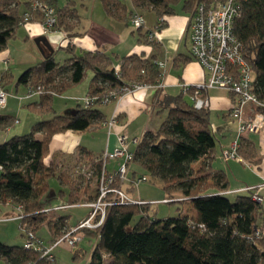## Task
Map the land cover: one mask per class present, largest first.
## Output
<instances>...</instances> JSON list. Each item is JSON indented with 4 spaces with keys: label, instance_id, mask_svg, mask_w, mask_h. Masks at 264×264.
<instances>
[{
    "label": "trees",
    "instance_id": "trees-1",
    "mask_svg": "<svg viewBox=\"0 0 264 264\" xmlns=\"http://www.w3.org/2000/svg\"><path fill=\"white\" fill-rule=\"evenodd\" d=\"M77 1L69 0L58 7L56 0H0V52L15 37L25 13H29L30 22L42 19L41 13L31 8L34 2L52 7L57 20L55 30L71 36L75 28L73 20L80 18ZM180 1L101 0L104 10L119 19L127 16L128 4L166 16L174 13V6ZM213 1L185 0L184 3L190 9L193 3ZM238 2L240 11L232 34L241 43L242 56L251 68L253 91L264 103V0ZM88 72L93 74V87L87 96H100L109 89L127 85L128 80L152 83L160 74L154 65L136 55L123 58L117 68H112L111 61L101 53H83L58 64L50 51H46L41 63L19 76L17 85L33 90L43 87L45 91L38 94L39 103L28 108L39 115L52 116L50 120L35 123L26 135L13 136L0 144V205L12 204L19 208V228L23 236L28 231L34 235L44 224L57 237L68 229V217L47 221L44 212L50 205L49 200H42L48 191V180L56 177L60 184L67 185L62 172L52 163L46 165L45 158L55 134L85 131L100 122L101 114L93 107L101 103L95 101L88 108L79 106L73 116H56L51 97L81 82ZM200 96L205 98L204 92ZM170 105L158 130L141 136L129 167L128 187L133 190V183L143 177L147 182L155 181L161 185L166 195L164 199L172 200L170 203L190 204L191 214H186L181 207L176 217L157 219L150 214V203L114 205L108 208L103 226L86 234L93 239L99 236L92 245L87 264H264L262 204L254 202L248 193L237 195L231 201L224 194L209 192L212 186L206 184V163L197 172L190 168L192 163L207 159L214 150L208 110L194 109L182 96L174 98ZM14 122L15 119L0 116V129ZM38 133L40 138L36 137ZM78 156L79 161L93 159L90 152L82 148ZM100 168V162L94 164L96 174ZM213 185L219 192L227 190L226 184ZM74 188L80 186L74 184ZM177 194L180 197H175ZM79 201L75 193L69 194V205ZM76 257L74 253L73 258ZM0 261L3 264H53L55 258L50 262L23 246L0 243Z\"/></svg>",
    "mask_w": 264,
    "mask_h": 264
},
{
    "label": "crops",
    "instance_id": "crops-1",
    "mask_svg": "<svg viewBox=\"0 0 264 264\" xmlns=\"http://www.w3.org/2000/svg\"><path fill=\"white\" fill-rule=\"evenodd\" d=\"M68 1L63 0V3L59 4L56 0V4L58 7H63ZM184 2L185 0H181L174 6V13L166 16H157L155 11L135 9L128 4L127 16L119 19L104 10L101 0H79L76 9L80 18L73 20L75 28L69 37L61 30H53L44 34L40 21H29L19 25L14 40L17 42H13L12 45L21 50V53H18L11 44H7L6 48L0 52V89L5 90L6 84L13 83L16 91L19 87L22 91L20 90L21 95L19 96L16 93L18 96L16 113L0 116L9 117L12 120L15 119L12 114L19 116L21 113H27L23 111L28 110L43 117L44 121L52 118L51 115H39L28 108L39 103V95H28V88L24 85H17L13 74L9 72L11 64L17 70H27L43 61L45 52H49V50H46L43 45H35L34 42L37 38L46 39L51 48L50 53L58 64H64L72 57L83 53H101L111 61L112 68H117L123 58L136 55L154 65V68L160 73L159 77L163 87L161 89H141L125 95L119 100L95 105L93 108L100 112L101 121L85 131L68 130L55 134L50 141L45 164L52 163L55 168L61 169L63 164L79 158L78 152L81 148L90 152L92 158L99 157L104 152H112L118 147L117 135L120 134L126 136L129 141L128 149L134 152L136 146L130 143L132 139L141 138L145 132L157 131L167 117L169 110L167 106H171V101L174 98L182 96L184 100L192 104L193 87L204 84L208 79L207 70L190 55V25L196 3H193L188 9ZM143 11H146L147 14L143 15L141 13ZM134 12L139 13L144 20L143 27L138 30H135L129 23L130 15ZM159 23L161 25L156 30L153 40L150 41L148 34L155 30ZM67 47L70 48L69 51L65 50ZM157 62H162L164 66L155 65ZM4 73H7L8 76L7 74L3 75ZM92 78L93 74L88 72L78 84L64 89L60 94L53 95L51 105L54 115L63 116L62 113L65 112V115L69 116L77 107H82V99L93 87ZM134 82L136 81L128 80L126 83ZM184 85L189 86V89H183ZM204 96L209 100L207 110L214 137V150L207 159L203 158L192 163L191 170L197 172L205 162L206 184L212 186L209 192L224 194L229 199L228 195L239 194L250 188L252 191L245 192H248V195L259 196L262 199L261 204L264 205V126L259 132L248 133L238 139L237 156L241 161L225 158L224 153L229 152L237 140V123L230 116L233 96L230 92L218 88L207 89L204 91ZM7 99L6 108L9 105ZM155 111L156 116H154ZM247 114H249L248 108L245 112V115ZM113 116L116 118V123L109 127L107 123ZM8 129L9 127L0 129V144L8 140L12 131H8ZM36 137L40 138L41 134H36ZM245 146H247V151H245ZM117 164V161L109 162L107 169L112 171L116 169ZM134 168L132 167V169ZM127 183L129 184L128 181ZM213 184H226L227 190L219 192ZM63 186L67 187V192L59 191L56 199H48L50 205L46 208H57V210L47 213V221L68 217L67 228H71L86 217L88 208L83 204L92 200L95 195L89 190L85 193L76 192L80 188L73 190L74 186L69 184ZM70 193H75L80 198L78 204H68ZM51 200H58L59 205H52ZM132 200L147 202L141 198ZM6 205L13 206L12 204ZM184 205L191 212L192 206ZM62 206L68 207L59 208ZM13 207L17 213L14 218L19 220L20 210L18 207ZM70 209H75L77 212L75 213L77 217L73 222L71 214L66 212ZM61 212L63 213L61 214ZM47 228L49 230L48 226ZM261 230L264 237V223L261 224ZM34 235L42 240L36 235V232ZM50 237L51 240H54L57 234L50 232ZM85 237L91 239L89 236ZM0 264L3 263L0 261Z\"/></svg>",
    "mask_w": 264,
    "mask_h": 264
},
{
    "label": "built area",
    "instance_id": "built-area-1",
    "mask_svg": "<svg viewBox=\"0 0 264 264\" xmlns=\"http://www.w3.org/2000/svg\"><path fill=\"white\" fill-rule=\"evenodd\" d=\"M33 11L38 10L42 19L40 25L44 34L55 30L56 16L54 9L49 6L34 2L31 4ZM240 3L238 0H215L212 3L199 2L196 4L191 17L190 25V55L208 72V79L204 84L193 87L192 105L196 110L208 109L209 100L201 97L200 93L211 88H218L230 92L233 96V106L230 110L231 118L237 123V140L233 143L231 150L224 153L225 158H234L241 161L237 154L238 139L248 133L259 132L264 126V103L259 100L253 91V75L250 66L246 63L242 56V45L233 36L232 27L235 18L239 15ZM30 21L29 13L23 15L20 25ZM130 25L138 30L143 27V17L134 12L129 18ZM160 23L155 30L148 34L151 41L155 36L156 30L160 27ZM155 65L163 67L162 62ZM144 74V71H141ZM120 74L117 73V77ZM163 83L161 78H157L154 83L134 82L122 87L109 89L100 96H86L82 99V107L88 108L95 101L101 104H107L112 101L119 100L125 95L132 94L135 91L147 88L161 89ZM183 89H189V86H183ZM43 87L36 90L28 88V95L44 93ZM7 92L0 89V108L6 105ZM249 114L245 115L246 109ZM116 123L113 116L107 125L112 127ZM118 147L112 152H104L101 156L88 161L75 162L73 166L74 174L78 178L90 180L95 178L97 187L94 198L85 202L83 206L88 208L86 217L81 219L74 227L68 228L59 237L52 240L49 246L32 234L31 231L25 233V243L23 247L27 250L38 252L41 257L48 261L54 260L53 248L60 242H67L70 246L76 245L81 239L87 236V232L98 231L106 218L108 208L114 205L124 204H148L142 200H132L124 191V184L128 181V171L134 158V152L128 149L129 141L125 135H117ZM140 138H134L130 141L137 146ZM117 161L116 169L109 171L107 165L109 162ZM101 163L100 172L95 173L94 164ZM147 182V178L137 179L133 184L135 187L139 183ZM118 184V185H115ZM246 191H252L248 188ZM252 200L261 203L262 199L257 195H252ZM163 203H169L171 200L164 199ZM62 206L59 208H67ZM57 208L44 209L45 213L55 211ZM199 228H203L199 225ZM259 237V232H256ZM97 236L94 240L96 241Z\"/></svg>",
    "mask_w": 264,
    "mask_h": 264
},
{
    "label": "rangeland",
    "instance_id": "rangeland-1",
    "mask_svg": "<svg viewBox=\"0 0 264 264\" xmlns=\"http://www.w3.org/2000/svg\"><path fill=\"white\" fill-rule=\"evenodd\" d=\"M59 4H62L63 0H57ZM143 15L147 14V12L143 11L141 12ZM15 37L11 39L8 44H13ZM35 45H37L34 42ZM18 53H21V50H19L16 46H13ZM11 69L9 72L13 74V78L15 82H18V78L20 75H22L25 70H17L13 67L11 64ZM89 76V75H88ZM21 85V84H20ZM5 90L8 93V99L7 103L8 108H6V105L4 108H0V115H11L9 113H16L17 111V99L18 96L21 95V87H19L18 91L15 90L13 83H8L5 85ZM21 90V91H20ZM18 93V96L17 94ZM103 109V108H102ZM10 111V112H9ZM158 111V109H157ZM27 113H21L18 115L12 114L13 118H15V122L9 126V130H12L10 133L11 138L13 136H22L26 135L30 132L31 126L34 125L37 122L44 121L43 117H40L30 111H23ZM160 113V112H159ZM62 115H65V112L62 113ZM156 111L154 113V116H156ZM15 129V130H14ZM89 135V134H88ZM95 136V134H92ZM91 137V135H89ZM88 161V160H85ZM75 162H78V159L73 160V162H68L62 165V168L59 169L63 177L65 178L67 184L70 186H74V184H78L80 186V190L76 192H86L87 190L91 191L93 195L96 193V187L97 183L95 178H91L89 181L85 178H78L76 174H74L73 166L75 165ZM49 190L47 193L43 196L42 200H48L51 198H57L59 191H66V186H63L59 183V181L55 178H51L49 181ZM124 191L127 193V195L130 197V199H143L150 203V214H154V216L157 219H166V218H173L177 216L178 209L181 207L183 208L184 212L186 214L191 213L188 211V208L183 206L181 203H163L162 199L166 195L164 194V191L161 188V185L155 181H148L139 183L137 187H135L133 190H131L128 187V183L126 182L124 184ZM246 190L241 191L239 194H230L228 195L229 199L232 201L235 196L237 195H247L248 192H245ZM243 192V193H242ZM231 193V192H230ZM175 197H180V195H175ZM172 201V200H171ZM52 205L58 206L59 201L58 200H51ZM58 204V205H57ZM53 207V206H52ZM264 208V205H262ZM66 212H69L71 214V221L73 222L76 219V210L70 209L66 210ZM63 212H61L62 214ZM15 208L13 206L8 205H0V243H3L8 246H23L25 243V236H23L22 230L19 228V220L18 218H14L16 215ZM78 215V214H77ZM136 222V218L133 220L132 224ZM36 235L40 238H42L44 244L46 246H49L52 242L50 237V232L47 228V226H43L38 231H36ZM95 242L93 238H83L81 239L76 245L73 247L70 246L67 242H60L58 245H56L53 248V253L55 255V262L53 264H87L89 260L90 251L92 248V244ZM74 253H77V257H74Z\"/></svg>",
    "mask_w": 264,
    "mask_h": 264
},
{
    "label": "water",
    "instance_id": "water-1",
    "mask_svg": "<svg viewBox=\"0 0 264 264\" xmlns=\"http://www.w3.org/2000/svg\"><path fill=\"white\" fill-rule=\"evenodd\" d=\"M35 43L37 44V46L43 45L46 50H49L51 52V48H50L49 44L47 43L46 39H44V38H37L35 40ZM73 115H74V112H71L69 116H73Z\"/></svg>",
    "mask_w": 264,
    "mask_h": 264
}]
</instances>
